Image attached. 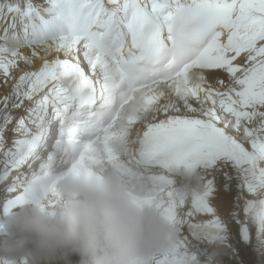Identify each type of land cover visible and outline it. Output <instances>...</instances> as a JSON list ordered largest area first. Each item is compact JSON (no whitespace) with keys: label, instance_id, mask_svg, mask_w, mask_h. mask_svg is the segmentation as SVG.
<instances>
[{"label":"snow or ice","instance_id":"obj_1","mask_svg":"<svg viewBox=\"0 0 264 264\" xmlns=\"http://www.w3.org/2000/svg\"><path fill=\"white\" fill-rule=\"evenodd\" d=\"M79 168L173 225L151 264H264V0H0V236Z\"/></svg>","mask_w":264,"mask_h":264},{"label":"clouds","instance_id":"obj_2","mask_svg":"<svg viewBox=\"0 0 264 264\" xmlns=\"http://www.w3.org/2000/svg\"><path fill=\"white\" fill-rule=\"evenodd\" d=\"M55 192V208L30 204L12 218L9 233L0 236V260L70 264L75 255L78 264H151L175 244L173 225L116 169L69 171Z\"/></svg>","mask_w":264,"mask_h":264},{"label":"bare ground","instance_id":"obj_3","mask_svg":"<svg viewBox=\"0 0 264 264\" xmlns=\"http://www.w3.org/2000/svg\"><path fill=\"white\" fill-rule=\"evenodd\" d=\"M22 171L27 172V169H23ZM13 175H16V173H13ZM10 183V180L8 181Z\"/></svg>","mask_w":264,"mask_h":264}]
</instances>
